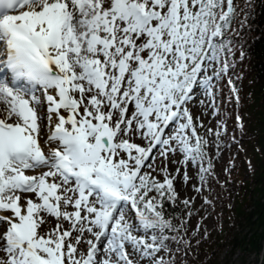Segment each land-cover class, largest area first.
<instances>
[{"label":"snow or ice","instance_id":"6c2138e0","mask_svg":"<svg viewBox=\"0 0 264 264\" xmlns=\"http://www.w3.org/2000/svg\"><path fill=\"white\" fill-rule=\"evenodd\" d=\"M237 9L0 0V264H175L163 212L175 177L154 161L179 156L209 177L211 142L188 104L202 89L216 108Z\"/></svg>","mask_w":264,"mask_h":264},{"label":"trees","instance_id":"16d2710c","mask_svg":"<svg viewBox=\"0 0 264 264\" xmlns=\"http://www.w3.org/2000/svg\"><path fill=\"white\" fill-rule=\"evenodd\" d=\"M245 7H250V17L239 16L233 24L239 34L235 50L242 53L234 69L239 100L233 99L232 107L221 112L229 125L225 143L235 145L237 156L231 158L235 175L228 185L214 182V200L220 211L213 217L216 230L203 239L180 232L174 220L181 209L175 202L164 201L163 212L177 229L166 233L176 237L170 243L175 264H220L218 258L225 248L231 249L228 256L240 250L264 264V0L243 2L240 9ZM223 92L229 96V87L225 85ZM237 116L240 127L234 121ZM235 142H242L243 151H237ZM247 162L252 166L249 173ZM242 171L248 174L247 180H240Z\"/></svg>","mask_w":264,"mask_h":264},{"label":"rangeland","instance_id":"374dc122","mask_svg":"<svg viewBox=\"0 0 264 264\" xmlns=\"http://www.w3.org/2000/svg\"><path fill=\"white\" fill-rule=\"evenodd\" d=\"M240 1L242 0H235L236 4H238ZM245 12L247 15H249V10L246 9ZM229 77L232 78L230 73ZM218 95L219 91L217 90L216 97ZM204 96L207 97L206 95ZM218 103H220L221 106V102L218 101ZM209 104V101L205 102V98L199 97L198 99H196V102L192 100L191 104L188 107L195 121L197 123L203 124V128H200L199 132L206 136H209L211 138L209 140L212 143L216 138L212 137V135L209 134L207 130L209 128L213 129L214 131L217 130L220 119L218 114H214L216 113V108L213 109L211 106H209ZM222 104V108H225L226 110H228L231 105L229 100H225L224 102H222ZM231 153V151L225 150V152L223 151L222 154L219 155L217 153V147L211 144L209 155L212 157L213 169L210 175L216 180L225 182V176L230 179L233 175H235L233 168L228 164V155H231ZM183 163V160H181V157L179 156L173 157L170 154L168 159H166L165 161L158 154L154 161V166L157 168L167 166L168 172L175 177L174 188L177 193L176 198H178L182 202V218H185V226L183 227V232L187 231V233H191V235L193 234L203 239L204 234L213 233L216 230V225L212 218L211 209L208 205L211 198L209 186L207 185V182H205L204 190L201 195H199V192L195 190V188L198 187L200 183L198 169L195 166L188 165V168H186V170L188 172L187 176L189 177V179L187 181H184L181 178L182 173L184 172ZM177 172H179L178 175H176ZM160 178L162 179V175ZM247 179L248 174L245 171H242L240 180ZM227 182L229 183L228 180ZM184 201H188V203L183 204ZM228 204L231 205L230 202H227V205ZM187 213H191V216L188 217ZM55 225V218H49L48 223H46L42 227V231L47 232L50 229L54 228ZM64 227H68L67 223L64 224ZM202 245L203 244H201V246ZM230 250V248H225L224 251L220 254L218 258L220 264H257L256 258L252 254L250 255L248 253L237 250L234 254L228 256Z\"/></svg>","mask_w":264,"mask_h":264}]
</instances>
